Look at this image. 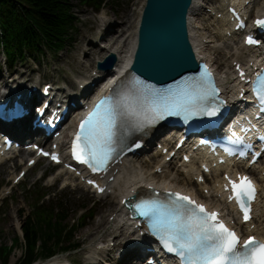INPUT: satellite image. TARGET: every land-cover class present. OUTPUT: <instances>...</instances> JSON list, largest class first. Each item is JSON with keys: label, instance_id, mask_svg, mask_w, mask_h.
Instances as JSON below:
<instances>
[{"label": "snow or ice", "instance_id": "6c2138e0", "mask_svg": "<svg viewBox=\"0 0 264 264\" xmlns=\"http://www.w3.org/2000/svg\"><path fill=\"white\" fill-rule=\"evenodd\" d=\"M255 23L264 27V20L258 19ZM246 43L252 45L255 41L249 37ZM237 71L243 79L245 74L239 65ZM256 76L252 91L264 112V73L257 72ZM217 94L207 65L199 77L187 78L176 88L157 89L136 80L121 91L113 90L112 95L94 105L80 122L72 154L94 172L106 169L127 138L146 132L166 116H216L218 106L213 104V98ZM247 147L250 146L245 145ZM128 148L131 150L130 145ZM244 154V151L239 153ZM52 159L58 160L55 155ZM225 179L231 185L228 200H235L244 222H248L256 196L253 181L247 176H241L239 182L229 177ZM168 196L166 203L158 198H141L132 204V209L134 214L144 218L149 232L163 249L179 258L180 264H264V243L249 236L241 246L240 236L219 218L218 212L209 211L203 204L180 193Z\"/></svg>", "mask_w": 264, "mask_h": 264}, {"label": "rangeland", "instance_id": "374dc122", "mask_svg": "<svg viewBox=\"0 0 264 264\" xmlns=\"http://www.w3.org/2000/svg\"><path fill=\"white\" fill-rule=\"evenodd\" d=\"M143 1L144 0H120L118 2V5L114 8H107L109 9V14L114 15L115 18H118L119 16L121 18H123L124 16H128L129 20L132 22L137 18L139 8L142 6ZM75 10L78 11V13L80 14L87 13L88 11V9L84 6L78 7V10L74 9V11ZM93 19V11L90 17L88 18L87 22L81 15H79L78 23L76 24L77 30L73 33H76L77 35L80 34L79 32H81L82 43H80V49H78V55L76 56V61L78 62L74 64V71L72 73V77L76 76V73L80 71L81 68L79 66V63L84 57L85 46L89 43V41L94 38V33H92L93 28L95 26L94 23H92ZM75 39L76 37H74L72 43H74ZM71 49L73 51H76V47H71ZM65 56V51L61 53V57L59 58H56L52 55H48L46 63L51 68L66 71L65 68H61L62 60ZM211 58L213 60H217L216 57L212 56ZM17 67L18 71H20L21 68L32 69L36 67V64H34L31 60L28 59L26 64H23L22 66L18 65ZM42 166H44L43 162H41L34 170H32L27 175L26 180L24 182H22L19 186L12 188L10 190V195H8L3 201L2 206L0 208V248L12 244L14 236L18 235L17 229L15 228L16 223L18 222L19 224H23L25 216L31 209L32 199L34 195L30 197L27 194L26 190L28 187H30L31 190L33 187L36 188L35 196L39 195L40 193H44V204H48L51 207L52 205H54L57 208L64 209L68 213L69 216H66L65 213H63V215L67 218L65 225L72 222V220L78 217L80 213H83L86 210L92 208V214L94 218L88 220L87 226L84 229L80 230L78 233H76L75 237V240L77 242H81L83 246L103 231L104 228L93 236H89V234L94 232V226L98 223V221H100L102 217L106 220L108 215L106 209H108L109 205H102V201H95L91 194H86L80 188L72 189L71 187H68L65 190H61V181L52 183V173L54 170H52L50 177L46 179L49 176V173L46 172L42 174ZM16 172L17 171H15V173ZM11 176L12 173H10L9 169L4 170L3 167L0 168V191H2L4 188L12 187L11 183H8V180L11 178ZM21 213H23L25 216L20 217ZM22 250V247H19L18 249L15 248L13 254L10 256V264H13L15 261L18 260V258L22 256ZM70 256L73 257V254H71Z\"/></svg>", "mask_w": 264, "mask_h": 264}, {"label": "bare ground", "instance_id": "6f19581e", "mask_svg": "<svg viewBox=\"0 0 264 264\" xmlns=\"http://www.w3.org/2000/svg\"><path fill=\"white\" fill-rule=\"evenodd\" d=\"M232 1H234V0H232ZM224 11H225V8H224ZM259 12H261V13L264 12V8L261 7L259 9ZM224 21L226 22V25L225 24H222L221 27L224 30V32L227 33V31H229L230 28H229V25L227 23V19H224ZM101 23H102V26L104 27L103 30H102V32H101V36L99 35V37H101V41L102 42L103 41H107L110 44H112V46H116L119 43L120 39L121 40H128V38L124 36L127 33V30L125 29V24L124 23L119 22V24L118 23L116 24V22H114V21H103V20L101 21ZM117 30L120 31L119 34H117ZM135 33L136 32L134 30H132V32L130 34V37L132 38V42L128 41L129 43H127V47H124L123 45H119L120 48H122V50H125L126 49L125 52H121L120 54H123L124 53L126 55V58L127 59H129L133 55L134 50H135V44H136V41H135ZM194 33L195 32L193 30H191L190 27H189V37H190V41H191V44L193 45V47H194V49L196 51V48L195 47H196L197 44H199L202 41V39L199 38V36H196ZM107 37H109L110 40L106 39ZM213 38L216 39V40H218V41H222V42L225 41L221 37V35H220L219 32H217L214 35ZM34 39L38 40L36 42L37 48L38 47H41L44 44V41H46V39L43 38L42 36H40L39 34ZM237 39L238 38H236V37H232L231 39H229L228 42L225 44L224 49L230 50V51H232L234 53H238V50L236 48H233L232 47V48L228 49L229 47H227V45L229 43H232V42L234 44H237V45L240 44L239 40H237ZM93 41L94 40H91L86 45L85 52H87V53L89 52V54H90V53H92L94 51L95 48H97L98 44L96 42L93 43ZM212 42H214V41L211 40V41H209L207 43H212ZM200 45L204 49H207V47H209L208 45H210V44L206 45V47H204V44H200ZM39 49H41L42 55H47V50L45 48H39ZM196 53H197V57H198L197 60L198 61H202L204 57H207L206 56V53H205V55H202V52L201 51L199 53L196 51ZM237 60L238 59L236 58L235 61H237ZM5 69L9 70V67L8 68H5ZM109 75H110V73H106L104 75V78H108ZM72 98L75 99L76 96L73 95ZM10 100L12 101V99H10ZM65 120L67 121L68 118H65ZM65 124H68V122L65 123ZM24 131H25V128H22V129H20V131L15 130L14 132L16 134H18V133L24 132ZM18 162H20L21 163V166H23V158H20L18 161H11L7 166H0V167H3V169L5 170L6 167H8V166H16V165H18ZM239 168L242 169V170H246L242 166H240ZM42 169L44 170V168H42ZM117 169L119 171H118V174H117L116 182L114 184L115 186H119L118 190H116V193H118L117 198L120 197V196L122 197V199L128 198V196H130V194H131V191L134 190V189H139L141 187L140 186L141 181L142 180H145V179H143V177L141 176V174L134 175L135 172L131 168V166H123V167L117 168ZM212 178L213 177H210V178H207V179L210 180ZM69 179H73V178H69ZM66 180L68 181L69 186H72V184H71L72 183L71 182L72 180L71 181H69L68 179H66ZM148 181L150 183L155 184V185H157V184L160 183V181L156 180V177L154 175L153 176H150L148 178ZM216 183H217V180H215L211 184V187L208 188V191H212L214 193L216 191V189H217L216 188ZM176 186H178V185H176ZM110 208L113 209L112 213L110 212L111 214H115L116 215V214L120 213L119 212V207L114 202H112V204L110 205ZM110 216H112V215H110ZM263 216H264V212L261 213V215L259 217V220H261L263 218ZM38 217H40V220L41 221H48L47 216L45 214L39 213ZM261 221H263V220H261ZM104 224L105 225H108L109 223L108 222L106 223L101 218V220L94 226V230L96 231L97 229L102 228L104 226ZM256 229H257V234L258 235L264 234V232H263V230L261 228V224H258V226H256ZM261 236H263V235H261ZM117 238H118V236H117ZM47 242H52V240L51 239H47ZM40 252H42V250ZM129 252H130V250L128 252H126L125 255L126 256H129V254H130ZM134 253L135 252H133L132 254H134ZM141 253H142V251H140V250L137 251V255H141ZM129 257H132V256H129ZM98 260H99V258L97 257L96 258V261H98ZM47 264H52V259L49 262H47Z\"/></svg>", "mask_w": 264, "mask_h": 264}, {"label": "water", "instance_id": "95a60500", "mask_svg": "<svg viewBox=\"0 0 264 264\" xmlns=\"http://www.w3.org/2000/svg\"><path fill=\"white\" fill-rule=\"evenodd\" d=\"M189 1L190 0H148L146 5L147 9L143 24L146 28V36H142L141 57L146 54L153 62L161 64L154 69L159 72L160 69L163 68L164 73L167 72L168 76H170L169 72L172 69L168 65L167 55L165 53V51L170 52L169 49L168 51L166 49L168 40L172 43L173 49L177 48L182 53L179 60L183 62V64L187 59L184 23ZM159 31H163L166 34L165 38L159 37L156 40H152L151 35ZM176 61L178 60L176 59ZM170 65H172L175 70V63H171ZM180 67L181 65H179L178 68Z\"/></svg>", "mask_w": 264, "mask_h": 264}, {"label": "trees", "instance_id": "16d2710c", "mask_svg": "<svg viewBox=\"0 0 264 264\" xmlns=\"http://www.w3.org/2000/svg\"><path fill=\"white\" fill-rule=\"evenodd\" d=\"M3 2H7V0H2ZM21 2L29 5V12H28V18H33V17H37V19H39L40 21H44L43 16L41 15V13H39V11L45 12V11H49V12H55L57 14H64L67 12V8L65 6V2L66 0H21ZM37 13H36V12ZM11 12L13 14L18 13L19 12V8H13L11 9ZM21 26V28L25 27L23 25H19ZM32 31V29H31ZM50 30H45L42 31L43 33V37L48 41V43H53L54 42V38L56 37L55 34L52 33V30L49 32ZM47 222V226L48 227V232H43L41 230V226H39V235L36 234L35 230H31L32 228H30V232L27 235V240H28V246H27V250H26V259L21 263V264H27L34 256V251H35V247H36V242H37V238L38 237H42L43 238V245H42V252L43 253H50L52 248L51 247H46V241L47 239H49L48 237H50V230L52 229V225L50 224V221H46ZM40 223V222H39ZM55 234V232H54ZM52 239V237L50 238ZM41 252V253H42Z\"/></svg>", "mask_w": 264, "mask_h": 264}]
</instances>
